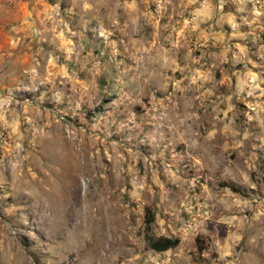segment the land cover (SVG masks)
I'll list each match as a JSON object with an SVG mask.
<instances>
[{
    "label": "rangeland",
    "instance_id": "obj_1",
    "mask_svg": "<svg viewBox=\"0 0 264 264\" xmlns=\"http://www.w3.org/2000/svg\"><path fill=\"white\" fill-rule=\"evenodd\" d=\"M0 264H264V0H0Z\"/></svg>",
    "mask_w": 264,
    "mask_h": 264
},
{
    "label": "trees",
    "instance_id": "obj_2",
    "mask_svg": "<svg viewBox=\"0 0 264 264\" xmlns=\"http://www.w3.org/2000/svg\"><path fill=\"white\" fill-rule=\"evenodd\" d=\"M153 222H154V214L150 213V211L147 210L144 216V224L147 234ZM145 240L147 242L149 249H151L156 253H162L170 249L176 248L180 242L179 239L177 238L161 237V238L153 239L149 235L145 236Z\"/></svg>",
    "mask_w": 264,
    "mask_h": 264
}]
</instances>
